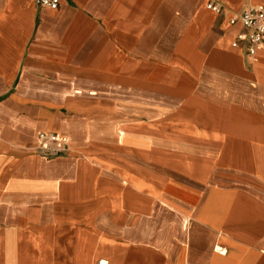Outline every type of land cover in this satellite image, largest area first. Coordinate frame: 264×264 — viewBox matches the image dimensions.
Instances as JSON below:
<instances>
[{"label": "crops", "instance_id": "obj_1", "mask_svg": "<svg viewBox=\"0 0 264 264\" xmlns=\"http://www.w3.org/2000/svg\"><path fill=\"white\" fill-rule=\"evenodd\" d=\"M245 2L264 6L0 0V264H264V45L250 62L229 25Z\"/></svg>", "mask_w": 264, "mask_h": 264}, {"label": "built area", "instance_id": "obj_2", "mask_svg": "<svg viewBox=\"0 0 264 264\" xmlns=\"http://www.w3.org/2000/svg\"><path fill=\"white\" fill-rule=\"evenodd\" d=\"M36 7L41 10L57 11L61 0H35ZM207 9L216 15L224 12L222 6L210 3ZM229 25H241L243 32L238 33L231 44L233 49H245L250 62H256L264 45V6L255 7L245 2L244 9L235 13L229 20ZM37 151L47 158L66 155L69 151L67 137L39 132L36 139Z\"/></svg>", "mask_w": 264, "mask_h": 264}, {"label": "rangeland", "instance_id": "obj_3", "mask_svg": "<svg viewBox=\"0 0 264 264\" xmlns=\"http://www.w3.org/2000/svg\"><path fill=\"white\" fill-rule=\"evenodd\" d=\"M159 123H153V124H150L149 121L147 120H143L142 121V130H143V133H153L154 134L157 132V134L153 135V137H159L161 138V136L159 135L160 133V129L161 128H164V127H170V126H173L169 121H166V120H162V121H158ZM170 138H174V139H179L182 141L185 140V142H190L191 144H197L199 141H198V138L197 136H178V135H172L170 136Z\"/></svg>", "mask_w": 264, "mask_h": 264}, {"label": "bare ground", "instance_id": "obj_4", "mask_svg": "<svg viewBox=\"0 0 264 264\" xmlns=\"http://www.w3.org/2000/svg\"><path fill=\"white\" fill-rule=\"evenodd\" d=\"M258 62V59L256 60V62H254V63H257Z\"/></svg>", "mask_w": 264, "mask_h": 264}]
</instances>
